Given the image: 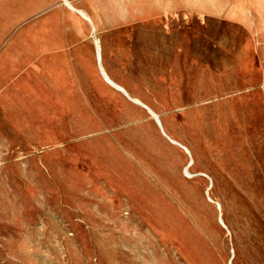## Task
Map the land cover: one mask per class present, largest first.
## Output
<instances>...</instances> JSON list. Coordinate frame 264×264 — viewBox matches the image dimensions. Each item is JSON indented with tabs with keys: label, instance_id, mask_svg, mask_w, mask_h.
Wrapping results in <instances>:
<instances>
[{
	"label": "rangeland",
	"instance_id": "rangeland-1",
	"mask_svg": "<svg viewBox=\"0 0 264 264\" xmlns=\"http://www.w3.org/2000/svg\"><path fill=\"white\" fill-rule=\"evenodd\" d=\"M187 16L189 70L121 71L132 98L0 103V264H264V0Z\"/></svg>",
	"mask_w": 264,
	"mask_h": 264
},
{
	"label": "crops",
	"instance_id": "crops-1",
	"mask_svg": "<svg viewBox=\"0 0 264 264\" xmlns=\"http://www.w3.org/2000/svg\"><path fill=\"white\" fill-rule=\"evenodd\" d=\"M189 12L190 0H0V103L22 97L28 78L41 103L108 86L132 98L121 71L189 70V42L167 27Z\"/></svg>",
	"mask_w": 264,
	"mask_h": 264
},
{
	"label": "bare ground",
	"instance_id": "bare-ground-1",
	"mask_svg": "<svg viewBox=\"0 0 264 264\" xmlns=\"http://www.w3.org/2000/svg\"><path fill=\"white\" fill-rule=\"evenodd\" d=\"M124 90V89H123ZM124 92V91H123ZM132 100V99H131ZM153 116H154V114H153ZM155 118V117H154ZM160 119V118H159ZM158 122V121H157ZM163 128V127H162ZM162 130V129H161ZM164 132V131H163ZM173 143V142H172ZM186 152H189V151H186Z\"/></svg>",
	"mask_w": 264,
	"mask_h": 264
}]
</instances>
